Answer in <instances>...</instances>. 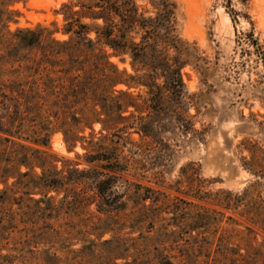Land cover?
Returning <instances> with one entry per match:
<instances>
[{
    "label": "trees",
    "instance_id": "16d2710c",
    "mask_svg": "<svg viewBox=\"0 0 264 264\" xmlns=\"http://www.w3.org/2000/svg\"><path fill=\"white\" fill-rule=\"evenodd\" d=\"M24 1L0 0V198L18 206L0 214V264H191L177 262L171 246L177 228L194 230L207 215L198 203L212 198L203 190L207 179L193 163L183 165L176 191L186 200L125 178L144 177L138 170L146 153L128 141L131 133L150 138L161 152L170 147L160 133L195 131L174 2L151 0L148 11L136 0H66L55 11L61 26L11 29L19 16L11 7ZM113 56L128 57L133 73L119 69ZM56 131L68 150L81 144L78 161L42 148ZM129 143L131 155L123 152ZM16 186L24 190L19 198ZM39 187L48 191L33 198ZM50 190L62 194L57 203ZM167 214L172 222L163 225ZM73 216L75 224L55 227ZM238 256L232 264H264L260 247Z\"/></svg>",
    "mask_w": 264,
    "mask_h": 264
},
{
    "label": "rangeland",
    "instance_id": "374dc122",
    "mask_svg": "<svg viewBox=\"0 0 264 264\" xmlns=\"http://www.w3.org/2000/svg\"><path fill=\"white\" fill-rule=\"evenodd\" d=\"M64 1L19 2L11 7L19 16L9 27H34L51 21L61 26V14L55 11ZM136 1L148 11L154 10L151 0ZM171 1L176 6V33L185 49L181 72L190 98L187 112L195 131L181 134L175 129L160 133L170 147L161 152L150 138L131 133L128 141L141 146L146 153L142 160L144 169L138 170L144 177L125 178L164 191L170 199L191 200L176 191L179 186L176 181L180 179L181 167L193 163L207 179L203 190L210 191L212 198L207 202L192 201L201 203L209 211L204 219H196L198 228L185 229V232L177 228L172 253L177 256V262L232 264L239 262L238 253L245 255L252 247L264 249V0ZM56 36L65 37L60 33ZM111 60L119 69L133 73L128 57L122 61L113 56ZM117 88L125 87L118 85ZM130 91L144 94V88ZM99 128V124H94L95 131ZM88 132L86 129L85 134ZM131 145L124 148L125 154L131 155L135 147ZM42 148L57 158L74 161H78L77 153L84 152L80 143L68 150L60 131L53 132L47 146ZM55 163L61 169L62 161ZM20 169L26 170L23 166ZM34 171L39 174L41 170L36 167ZM13 180L10 178L8 183ZM120 182L125 183L123 179ZM185 184L182 183L181 189L187 190ZM16 189L14 196L19 198L24 190L17 186ZM119 189L122 191L124 187ZM46 191L47 188H35L31 195L39 198ZM48 195L54 196L56 203L62 197L53 190ZM17 207L11 198L3 202L0 198V214ZM165 216L163 225L172 222L171 214ZM76 219L73 216L70 222L61 217L55 221V227L65 228L67 224H75ZM160 225L157 223L150 234H156ZM79 246L77 243L74 248Z\"/></svg>",
    "mask_w": 264,
    "mask_h": 264
}]
</instances>
